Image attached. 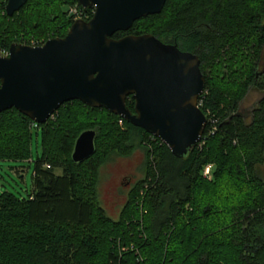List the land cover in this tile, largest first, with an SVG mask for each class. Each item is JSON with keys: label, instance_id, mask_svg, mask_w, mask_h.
I'll return each mask as SVG.
<instances>
[{"label": "trees", "instance_id": "trees-1", "mask_svg": "<svg viewBox=\"0 0 264 264\" xmlns=\"http://www.w3.org/2000/svg\"><path fill=\"white\" fill-rule=\"evenodd\" d=\"M6 2L1 56L12 44L65 37L77 5L27 0L8 17ZM82 12L89 21L93 9ZM127 35H152L198 57L205 79L198 107L207 120L200 142L176 158L159 139L79 101L43 125L15 109L0 113V161L29 160L32 130L41 136L32 193L0 194V264H264V0H166L160 14L113 39ZM251 89L261 98L243 111ZM126 107L134 113L131 97ZM89 130L94 154L74 163V143ZM135 149L144 154L143 177L113 221L98 199L100 169Z\"/></svg>", "mask_w": 264, "mask_h": 264}, {"label": "water", "instance_id": "water-1", "mask_svg": "<svg viewBox=\"0 0 264 264\" xmlns=\"http://www.w3.org/2000/svg\"><path fill=\"white\" fill-rule=\"evenodd\" d=\"M27 0H7L11 17ZM166 0H77L93 9L89 21H74L66 36L39 46L12 44L0 55V113L15 109L43 125L59 107L79 101L104 109L159 139L176 158L200 142L206 117L198 107L205 79L196 55L152 35H127L139 19L160 14ZM134 101V113L126 99ZM96 133L76 139L74 163L90 158Z\"/></svg>", "mask_w": 264, "mask_h": 264}, {"label": "rangeland", "instance_id": "rangeland-1", "mask_svg": "<svg viewBox=\"0 0 264 264\" xmlns=\"http://www.w3.org/2000/svg\"><path fill=\"white\" fill-rule=\"evenodd\" d=\"M263 63L264 49L259 67L260 73L263 71ZM260 98L261 94L258 91L249 90L241 103V110H251ZM30 153V159L24 162L0 161V194L9 192L19 197H27L32 193L34 166L41 155L40 129L32 130ZM143 158L142 150L135 149L129 157H115L100 169L98 199L106 215L113 221L119 219L129 190L143 177L141 172ZM259 171L264 178V163ZM54 174L61 176L62 170L56 169Z\"/></svg>", "mask_w": 264, "mask_h": 264}, {"label": "built area", "instance_id": "built-area-1", "mask_svg": "<svg viewBox=\"0 0 264 264\" xmlns=\"http://www.w3.org/2000/svg\"><path fill=\"white\" fill-rule=\"evenodd\" d=\"M69 14L72 16L73 22L76 21V20H83V18H84L82 9L79 6H77V5L74 6V7H71L69 9ZM32 46H34V43H32ZM209 172H210V167L209 166L205 167L204 173H203L204 176H208L209 175Z\"/></svg>", "mask_w": 264, "mask_h": 264}]
</instances>
